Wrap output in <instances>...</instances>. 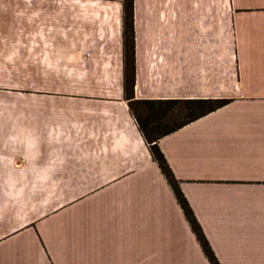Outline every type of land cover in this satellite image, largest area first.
Segmentation results:
<instances>
[{
  "label": "crops",
  "instance_id": "crops-1",
  "mask_svg": "<svg viewBox=\"0 0 264 264\" xmlns=\"http://www.w3.org/2000/svg\"><path fill=\"white\" fill-rule=\"evenodd\" d=\"M123 0H0V264H209L124 91ZM133 101L228 100L156 146L218 264H264V0H132Z\"/></svg>",
  "mask_w": 264,
  "mask_h": 264
},
{
  "label": "trees",
  "instance_id": "trees-1",
  "mask_svg": "<svg viewBox=\"0 0 264 264\" xmlns=\"http://www.w3.org/2000/svg\"><path fill=\"white\" fill-rule=\"evenodd\" d=\"M123 76L125 97L129 110L138 129L149 146L150 154L157 163L162 175L172 189L183 214L194 233L209 264H218L187 202L182 196L178 183L172 175L165 159L156 146L160 137L211 113L226 104L228 100H185V101H133L134 48L132 29V0H123Z\"/></svg>",
  "mask_w": 264,
  "mask_h": 264
}]
</instances>
